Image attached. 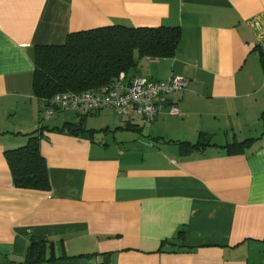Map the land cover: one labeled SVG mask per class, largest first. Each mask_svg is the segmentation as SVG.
<instances>
[{"label": "crops", "instance_id": "crops-1", "mask_svg": "<svg viewBox=\"0 0 264 264\" xmlns=\"http://www.w3.org/2000/svg\"><path fill=\"white\" fill-rule=\"evenodd\" d=\"M262 22L264 0H0V264H264ZM109 26L177 28L172 58L135 53L126 77L186 88L149 125L44 120L35 49ZM30 137L48 191L13 184L5 152Z\"/></svg>", "mask_w": 264, "mask_h": 264}, {"label": "trees", "instance_id": "trees-1", "mask_svg": "<svg viewBox=\"0 0 264 264\" xmlns=\"http://www.w3.org/2000/svg\"><path fill=\"white\" fill-rule=\"evenodd\" d=\"M179 41V30L166 27L109 26L69 34L62 45L35 49L33 93L46 101L67 92L101 91L121 73L130 75L136 64L135 53L139 57L169 59L174 56ZM5 158L16 188L49 190L37 137H30L19 149L6 151ZM29 255L34 256L27 263L38 262L42 246L32 244Z\"/></svg>", "mask_w": 264, "mask_h": 264}, {"label": "built area", "instance_id": "built-area-1", "mask_svg": "<svg viewBox=\"0 0 264 264\" xmlns=\"http://www.w3.org/2000/svg\"><path fill=\"white\" fill-rule=\"evenodd\" d=\"M264 39V22L254 24ZM186 88V81L173 76L166 81L153 82L143 77H127L121 73L117 80L101 91L57 94L46 100L43 119L49 120L58 111L86 116L103 109H111L119 117H130L142 125H149L160 115L165 105L162 99ZM169 115H178L175 105H167Z\"/></svg>", "mask_w": 264, "mask_h": 264}, {"label": "rangeland", "instance_id": "rangeland-1", "mask_svg": "<svg viewBox=\"0 0 264 264\" xmlns=\"http://www.w3.org/2000/svg\"><path fill=\"white\" fill-rule=\"evenodd\" d=\"M90 117H93V116H90ZM89 118V117H88Z\"/></svg>", "mask_w": 264, "mask_h": 264}]
</instances>
